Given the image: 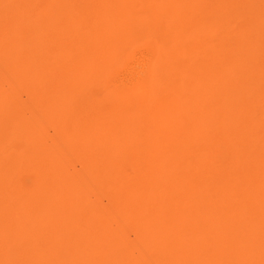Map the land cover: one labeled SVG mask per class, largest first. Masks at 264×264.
Masks as SVG:
<instances>
[{
	"label": "bare ground",
	"instance_id": "6f19581e",
	"mask_svg": "<svg viewBox=\"0 0 264 264\" xmlns=\"http://www.w3.org/2000/svg\"><path fill=\"white\" fill-rule=\"evenodd\" d=\"M0 264H264V0H0Z\"/></svg>",
	"mask_w": 264,
	"mask_h": 264
},
{
	"label": "rangeland",
	"instance_id": "374dc122",
	"mask_svg": "<svg viewBox=\"0 0 264 264\" xmlns=\"http://www.w3.org/2000/svg\"><path fill=\"white\" fill-rule=\"evenodd\" d=\"M79 51H77V53H78ZM37 119V118H36ZM42 121H40L39 123H41ZM249 171V170H248Z\"/></svg>",
	"mask_w": 264,
	"mask_h": 264
}]
</instances>
